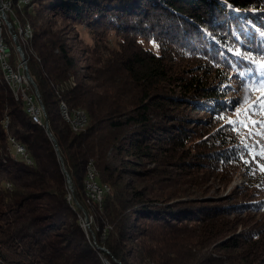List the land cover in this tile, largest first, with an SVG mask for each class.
<instances>
[{
    "label": "trees",
    "instance_id": "1",
    "mask_svg": "<svg viewBox=\"0 0 264 264\" xmlns=\"http://www.w3.org/2000/svg\"><path fill=\"white\" fill-rule=\"evenodd\" d=\"M15 12L32 28L22 47L44 117L0 77V264H264V131L228 123L259 90L249 60L264 63V0H30ZM48 14L91 34L88 66ZM61 102L86 114L84 129ZM89 165L109 187L99 205ZM237 169L239 202L180 199ZM247 212L261 218L236 233Z\"/></svg>",
    "mask_w": 264,
    "mask_h": 264
},
{
    "label": "rangeland",
    "instance_id": "2",
    "mask_svg": "<svg viewBox=\"0 0 264 264\" xmlns=\"http://www.w3.org/2000/svg\"><path fill=\"white\" fill-rule=\"evenodd\" d=\"M30 4L29 3L27 5ZM15 12V9H14ZM17 18L18 15L16 14ZM8 17L13 20V14L11 12L8 13ZM47 18L50 19V25L53 27H56L60 34L63 36V39L67 43V45H70L72 49L75 50V52H78V55L81 58L82 65L88 66L91 62L90 60V52H88V49L92 45V36L87 32V30L83 27H74L72 24L67 23L60 18H54L50 14L47 15ZM52 19V20H51ZM4 36L6 38L7 45L9 47L12 46V41L9 40L8 35L6 32H4ZM80 49V50H79ZM89 53H87V52ZM85 73L89 74L86 70ZM262 91L264 90H258V92L255 94V98H250L248 101L244 99L243 96L240 97V101L236 102V113H243V110L247 109L250 105L252 107H259L261 109H264V95H262ZM239 96V94H238ZM234 95H229L227 98H234ZM181 110V109H180ZM183 110V109H182ZM185 110V108H184ZM195 113V112H191ZM264 115V111H262ZM193 115V114H191ZM230 119H237V116L234 118L233 116L230 117ZM264 120V119H263ZM196 127V126H192ZM250 130L252 131V135L261 134L264 131V128L261 127L259 123H256L255 127L253 128L252 124L250 123ZM249 129L247 130V132ZM249 133V132H248ZM251 135V136H252ZM247 163V162H246ZM147 168H153L154 165L147 164ZM243 168V167H241ZM243 170L237 169V171L230 170L226 173L224 172L223 175H216V173L211 174L212 176H207L204 179L203 185H199L200 188L194 187L192 185H189V189L185 194H179L180 199H197V200H207V201H215L217 203H226V204H235L239 202V200L244 199L243 193H241L240 186L246 184V177L243 176ZM68 187V186H67ZM73 190V188H72ZM69 194L67 195V200L73 199V194L71 189L68 187ZM74 200V199H73ZM85 212V211H84ZM86 213V212H85ZM260 213H253V212H247L245 214H237L234 215V218L240 221H243L241 225L237 227L236 233L242 231L246 225H250L256 221H259L261 218ZM86 216L88 218V223L84 220V213L82 211V215L79 216V220L82 226V223H85V230L91 236L93 241V236L91 233V230L89 228L90 223L92 220H89V216L86 213ZM233 219V215L230 216ZM243 224V225H242ZM83 227V226H82ZM94 244V242H92Z\"/></svg>",
    "mask_w": 264,
    "mask_h": 264
},
{
    "label": "bare ground",
    "instance_id": "3",
    "mask_svg": "<svg viewBox=\"0 0 264 264\" xmlns=\"http://www.w3.org/2000/svg\"><path fill=\"white\" fill-rule=\"evenodd\" d=\"M28 3H29V0H16V1L7 0V2L5 3V10L7 11V15L9 12H11L13 14V17H12L13 20H11V23L13 24V27H14V36H13V33L10 32V25L6 21L4 14L0 13V42H1V45L4 49V53H6V55L8 57V62H7V57L0 52V77H1V80L4 81V83L12 91L13 95L16 98H20L24 101V103L26 105V109L29 112V114L31 115V111L29 110V106H28L29 105V97L22 95V87L20 84V80L17 79L16 77H14L15 74H18V61H19V54L20 53L15 49L16 58L13 62H11V60H10V58H11L10 47L7 45L8 43L6 42V38L4 36V32H6L9 40L12 41L13 46H14L15 42H17L19 44L23 54H24L23 47L25 45H28L31 38H32V28L28 23H21L19 18H17L16 12H14V9L20 8L21 6L28 4ZM24 58H25V56H24ZM21 59L24 60L26 71H27L26 58L23 59L21 57ZM8 63H9V69H8ZM71 84H73V83L71 82ZM36 97H37V101H38V104L40 107L41 116L44 117L43 107L40 106V103H39V96L36 95ZM60 113H61V116L64 118V120H66V122L69 123V125L73 131H80V130L84 129V127L86 126L87 118H86V114L82 110L77 109V110H73V111L69 112L66 105L63 102H61L60 103ZM31 117H32V120L34 122H36L38 124H42L41 120H38L33 115H31ZM73 119H75V120L73 121ZM13 144H15V142H12V145ZM13 148L17 154L24 156L23 152L25 153V151L21 145H19V148H16V146H13ZM88 180H91V181L96 183L95 172H94L92 165L88 166L86 181H85V188H86V192L89 195V197L92 200L96 201L99 205L101 202V198H102L103 193L107 192L109 190V187L104 184V188L99 189V192L95 193V196H94L90 190L89 182H87ZM89 220L90 221L92 220V218L90 216H89ZM82 226L84 227L85 223H82ZM84 229H85V227H84Z\"/></svg>",
    "mask_w": 264,
    "mask_h": 264
},
{
    "label": "built area",
    "instance_id": "4",
    "mask_svg": "<svg viewBox=\"0 0 264 264\" xmlns=\"http://www.w3.org/2000/svg\"><path fill=\"white\" fill-rule=\"evenodd\" d=\"M6 2H7V0H0V13L4 14L6 21L10 25V32L13 33V36H14L13 24L11 23V19L8 17L7 11L5 10V3ZM0 52L7 57L6 53H4V49L1 45V42H0ZM7 62H8V57H7ZM8 69H9V63H8ZM26 73H27V71H26V67H25V62H24V60L21 59V55L19 54L18 74H15L14 77H16L17 79L20 80V84L22 87V95L29 97V105L28 106H29V110L31 111V115H33L38 120L42 121L40 107H39V104L37 101L36 94H35L34 89H33L32 81L29 79V77ZM30 91L32 94H34V99L37 101V104L34 103L32 96L29 95ZM74 120L75 119H73V121ZM13 146H16V148H19V145L17 143L13 144ZM23 154H24V156H26L24 152H23ZM87 182H89L90 190L94 196H95V193L99 192V189L104 188V185H98L97 183H95L91 180H88Z\"/></svg>",
    "mask_w": 264,
    "mask_h": 264
},
{
    "label": "snow or ice",
    "instance_id": "5",
    "mask_svg": "<svg viewBox=\"0 0 264 264\" xmlns=\"http://www.w3.org/2000/svg\"><path fill=\"white\" fill-rule=\"evenodd\" d=\"M237 54H239V53H237ZM242 59H248V57H242ZM249 62L256 64V67L259 70L258 74L260 76V79L256 80L254 82V84L248 90L250 92L258 90V89L264 90V63L256 62L253 60H249ZM262 95H264V91H262ZM261 111H264V109H261L259 107V105H257V107H252L250 105L247 109L244 110L243 113H239V112L237 113V119L236 120H230V121H228V123H230L233 126L232 130L237 131L238 133L240 132L241 129L248 128V122H250L254 128L257 121L252 120L249 113L251 112L252 115H257ZM259 123H260L261 127L264 128V121H260ZM252 134H253L252 131L249 130L248 135L251 136ZM242 143H244L246 148L248 147L246 141H242ZM262 155H264V153H262ZM261 170L264 171V167H262Z\"/></svg>",
    "mask_w": 264,
    "mask_h": 264
},
{
    "label": "water",
    "instance_id": "6",
    "mask_svg": "<svg viewBox=\"0 0 264 264\" xmlns=\"http://www.w3.org/2000/svg\"><path fill=\"white\" fill-rule=\"evenodd\" d=\"M14 47H15V49L20 53L21 57H22L23 59H25V58H24V54H23V52H22V50H21V48H20V46H19V44H18L17 42H15ZM26 74L28 75L29 79L32 80V78L30 77L29 73L27 72ZM32 85H33V89H34L35 94L38 95L37 88H36V86H35V84H34L33 81H32ZM38 96H39V95H38ZM39 103H40V101H39ZM40 106H42L41 103H40ZM42 107H43V106H42ZM46 132H47L48 136L50 137V139L54 140L53 137H52V135L50 134L48 128H47V124H46ZM55 146H56V145H55ZM64 173H65V175H66V179H67V181H68V187H69V188L71 189V191H72V183L70 182V178H69L68 174H67L65 171H64ZM75 204L77 205V207H79V208L82 210V208L80 207V205H79L77 202H75ZM83 213H84V220H85L86 223H88V218H87V216H86V213H85L84 211H83Z\"/></svg>",
    "mask_w": 264,
    "mask_h": 264
}]
</instances>
